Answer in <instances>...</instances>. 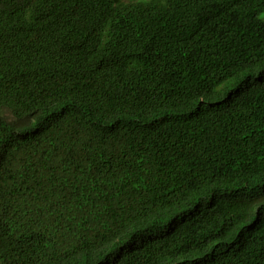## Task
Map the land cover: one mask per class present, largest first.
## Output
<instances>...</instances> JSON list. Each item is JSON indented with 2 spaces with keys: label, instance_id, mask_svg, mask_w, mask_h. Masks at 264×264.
<instances>
[{
  "label": "trees",
  "instance_id": "16d2710c",
  "mask_svg": "<svg viewBox=\"0 0 264 264\" xmlns=\"http://www.w3.org/2000/svg\"><path fill=\"white\" fill-rule=\"evenodd\" d=\"M263 12L0 0V264H264Z\"/></svg>",
  "mask_w": 264,
  "mask_h": 264
},
{
  "label": "rangeland",
  "instance_id": "374dc122",
  "mask_svg": "<svg viewBox=\"0 0 264 264\" xmlns=\"http://www.w3.org/2000/svg\"><path fill=\"white\" fill-rule=\"evenodd\" d=\"M259 19L262 20V21H264V12L261 13V14L259 15ZM5 116H6V117H9V116L7 115V113H5Z\"/></svg>",
  "mask_w": 264,
  "mask_h": 264
}]
</instances>
